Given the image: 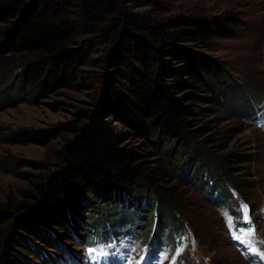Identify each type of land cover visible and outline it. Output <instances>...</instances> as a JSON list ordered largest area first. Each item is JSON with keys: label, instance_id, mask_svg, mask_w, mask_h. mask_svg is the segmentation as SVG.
<instances>
[{"label": "rangeland", "instance_id": "1", "mask_svg": "<svg viewBox=\"0 0 264 264\" xmlns=\"http://www.w3.org/2000/svg\"><path fill=\"white\" fill-rule=\"evenodd\" d=\"M158 1L172 14L237 19L236 37H213L207 49L227 65L231 95L224 86L218 87L219 101L215 95H202L189 120L193 132L185 133L173 155L167 142L156 148L129 138L125 144L136 152L141 169L139 194L133 200L123 192L120 201L108 205L109 211H99L104 216L88 205L82 213L71 210L57 226L43 227L40 235H26L30 251L24 264H264V0ZM33 60L8 51L0 54V210L10 212L33 193L22 174H39L12 167L13 160L42 163L54 171L73 136L65 134L46 145L6 140L22 130L73 120L79 111L101 103L105 88L104 67L87 68L93 80L86 89H62L30 104L24 98L31 94L19 87V78ZM166 198L180 199V210ZM245 204L253 209L256 231L242 237L236 220ZM164 205L176 214L174 221L162 220ZM151 209H156L153 215ZM3 242L1 235L0 264H12ZM242 243L250 248L245 250ZM90 248L96 251L90 253Z\"/></svg>", "mask_w": 264, "mask_h": 264}, {"label": "trees", "instance_id": "2", "mask_svg": "<svg viewBox=\"0 0 264 264\" xmlns=\"http://www.w3.org/2000/svg\"><path fill=\"white\" fill-rule=\"evenodd\" d=\"M238 23L204 13L172 14L158 0H0V54L34 58L20 72L19 87L31 94L26 102L35 104L62 89L84 90L93 80L87 68L105 70L101 103L71 121L22 130L6 140L46 145L73 136L54 171L32 161L11 163L39 173L22 174L33 193L13 212L0 210V227L6 226L0 237L12 264H24L30 251L26 235L59 225L71 210L82 213L90 205V211L104 216L99 211H109L123 192L134 200L142 175L126 141L135 137L156 148L167 142L171 155L180 143V150L185 133L193 132L189 120L202 95L219 101V86L231 95L227 65L207 49L213 37H236ZM100 49L102 57L96 58ZM221 189L229 198L224 184ZM166 199L180 210V199ZM169 205L162 206L160 215L171 222L176 214Z\"/></svg>", "mask_w": 264, "mask_h": 264}, {"label": "snow or ice", "instance_id": "3", "mask_svg": "<svg viewBox=\"0 0 264 264\" xmlns=\"http://www.w3.org/2000/svg\"><path fill=\"white\" fill-rule=\"evenodd\" d=\"M88 251L91 253V252H94L96 250L90 248V249H88ZM100 254L101 255H106V253H104L102 249L100 250ZM141 259H143V258H141ZM128 264H131V260L128 261ZM138 264H139V262H138Z\"/></svg>", "mask_w": 264, "mask_h": 264}]
</instances>
